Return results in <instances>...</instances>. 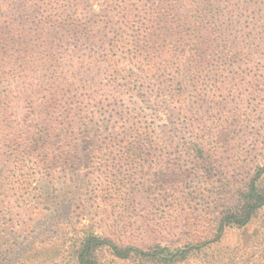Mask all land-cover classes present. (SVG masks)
<instances>
[{
	"label": "rangeland",
	"instance_id": "rangeland-1",
	"mask_svg": "<svg viewBox=\"0 0 264 264\" xmlns=\"http://www.w3.org/2000/svg\"><path fill=\"white\" fill-rule=\"evenodd\" d=\"M162 2L188 9L225 8L226 21L250 24L252 37H262L264 0H0V264H60L63 241L83 233L141 249L175 250L210 241L223 187L243 186L264 167V39L260 47H253L255 53L245 55L252 57L249 67L201 77L215 97L238 95L240 102L220 113L237 111L231 132L240 141L229 148L209 146L210 176L159 199L156 208L146 195L147 179L120 186L99 180L98 173L113 166L126 169V162L118 161L123 154L115 148L103 153L106 162H95L91 176L84 163L90 152L68 150L54 136L43 151V166L34 165L38 152L29 149V131L33 111L39 116L47 101L45 91L72 85L80 89L74 99L93 92L98 100H107L113 73L140 69L145 76L153 64L134 59L138 42L148 32L144 12ZM59 23L66 28H59ZM74 23L82 28L70 30ZM85 24L89 30H83ZM176 32L164 35L165 78L188 74L191 40L180 49ZM121 83L132 89L122 91L125 103L150 101L158 105L160 124L167 132L179 127L167 101L140 91L143 81ZM214 113V118L220 117ZM164 156L179 157L172 151ZM194 252L180 264H264V208L248 226L226 229L206 251Z\"/></svg>",
	"mask_w": 264,
	"mask_h": 264
},
{
	"label": "trees",
	"instance_id": "trees-1",
	"mask_svg": "<svg viewBox=\"0 0 264 264\" xmlns=\"http://www.w3.org/2000/svg\"><path fill=\"white\" fill-rule=\"evenodd\" d=\"M223 9L215 5L210 9L203 6L188 9L164 2L152 4L144 12L148 32L138 42L139 54L134 59L152 63L153 67L145 76L140 69L136 73H113L107 100H98L93 92L88 93L91 94L88 98L74 99L72 96H76L74 94L80 89L72 85L47 89V101L40 109L39 116L33 111L34 125L29 131V149L38 152L34 165L43 166V151L55 137L59 138L57 144L68 150L90 152L84 163H87L85 170L90 171L91 176L94 175L95 162H106L108 159L104 158L103 153L115 148L114 151L123 154L118 161L120 164L126 162V169L123 165L118 168L113 166L98 173L99 180L120 186L128 181L134 183L147 179L146 195L153 202L152 209L156 208L159 199H168L181 186L197 178L209 177L213 166L209 146L229 148L241 139L231 132L233 124L238 121L237 111L230 112L231 115L220 113L228 104H238L240 100L238 95H232L230 99L215 97V92H210L211 89L202 83V78L206 74L216 76L249 67L252 57L245 55L255 53L253 47H260L264 39L263 28H259L262 37H252L254 30L250 24L226 21ZM239 10H236V14L242 16L244 12ZM58 26L66 28V24L59 23ZM69 27L75 31L82 25L74 23ZM173 29L177 30L173 35L178 36L180 49H183L185 40H191L192 49L187 57L188 74L185 77L181 74L178 78H165L167 71L162 65L165 64L162 50L166 42L164 35ZM186 29L191 31L190 36L186 35ZM83 30H89V26L85 24ZM115 61L111 56L110 62ZM126 79L143 81L140 86L142 93L154 92L165 103L167 101L179 127L171 133L167 132L166 126L160 124L158 105L150 101L144 99L125 103L121 99L122 91L132 92L127 84L121 83ZM214 112L219 113L220 117L214 118ZM166 151H172L174 155L177 153L179 157H165ZM72 161L75 165L78 162L76 158ZM225 187L217 200L219 213L215 215L210 241L175 250L161 246L141 249L133 245H120L109 237L83 233L63 241L60 264L186 262L194 251H206L207 247L217 243L226 229L248 226L264 208V167H258L243 186ZM135 196L133 194L132 202H135ZM97 198L103 200L95 196Z\"/></svg>",
	"mask_w": 264,
	"mask_h": 264
}]
</instances>
